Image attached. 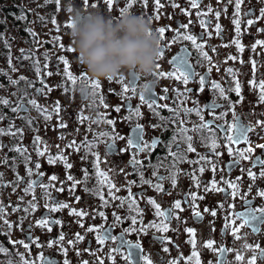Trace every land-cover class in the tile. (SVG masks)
Instances as JSON below:
<instances>
[{"label": "flooded vegetation", "instance_id": "af4514ba", "mask_svg": "<svg viewBox=\"0 0 264 264\" xmlns=\"http://www.w3.org/2000/svg\"><path fill=\"white\" fill-rule=\"evenodd\" d=\"M94 2L97 8H85L84 0H60L58 10L55 0H0V58L10 61L0 76V99L9 101L7 105L0 103V130L16 133L0 135V248L6 250L0 252V264H21V257L28 264H145V257L152 264H170L173 260L196 264L197 258L200 264H248L253 257L255 264H264V255L255 247L264 249V214L256 211L264 209V196L259 195L264 191V176L260 175L264 165L259 163L264 160V149L255 147L264 144V103L259 102V88L249 83L264 80V46L258 45L255 51L251 47L258 40L264 41V31H259L264 29V18H260L264 0H243L239 17L243 52L232 43L237 38L233 24L235 0H199L197 8L191 7L190 0H161L163 6L158 12L155 0H148L146 7L143 0H137L129 9L130 14L151 17L158 36L157 29L166 28L160 47L164 57L157 61L159 71L175 73L173 58L185 55L192 75L187 84L176 78L179 73L147 79L138 76L133 82V72L125 74L123 82H118V78L100 81L95 104L90 86L95 80L88 77L75 52L60 48V44L73 47L65 26L71 19L69 6L99 10L118 19L128 0H114L111 12L100 0ZM173 3L179 7H172ZM216 12L220 13L219 18ZM157 14L159 19L155 18ZM53 19L58 23L53 24ZM248 19L255 23L248 26ZM184 35L196 36L203 49L183 39ZM202 52H207L209 59ZM60 56L69 60L70 72L86 73L87 78H78L75 85L68 81ZM34 61L39 62V74ZM229 68L235 74L229 73ZM9 69L16 71L8 74ZM48 72L52 75H46ZM201 76L205 78L203 85ZM41 80L52 91L38 92L43 87ZM237 81L241 86L239 96L235 91ZM213 84L220 87L214 88ZM125 85L127 92L123 91ZM82 86H86L84 91ZM142 93L156 103L149 107L140 99ZM100 97L108 107L100 103ZM32 99L51 113V119L29 103ZM56 101L61 105L59 114L53 111ZM116 107L120 110L116 111ZM98 113L103 120L95 123ZM107 120L115 123L108 124ZM61 122L67 127H59ZM204 124L209 127H202ZM241 128L246 130L244 139H240ZM101 132L108 136L100 137ZM114 134L122 139H114ZM36 137L40 138L39 144L34 143ZM85 139L89 144L95 141L91 149L85 146ZM71 141L79 150L66 147ZM136 143L140 149L134 146ZM190 145L194 150H189ZM250 146L252 153L246 151ZM17 147L26 151L17 152ZM45 147V155L39 156L37 148ZM61 152L71 168L66 167L65 160L48 162L49 157H58ZM37 163L39 169L35 167ZM100 172L105 173L107 180ZM52 176L57 179L52 180ZM33 181L32 190L26 193ZM109 182L115 187H110ZM229 182L237 187H230ZM157 184L164 191H157ZM45 191L50 198H45ZM150 200L160 205V211L172 215L158 216ZM177 201L180 209L174 207ZM32 204L34 208L30 207ZM59 204L68 207L59 208ZM73 211L86 215L81 217ZM197 211L199 217L195 215ZM249 212L257 219L240 227L241 214ZM42 219L48 221L47 226L38 225ZM153 223L160 228L167 224L168 230L149 227ZM231 228H239L236 235L240 239L233 236ZM187 229H193L194 235ZM98 235L105 237L103 244L97 240ZM209 240L213 241L211 249L205 246ZM244 243L252 247L243 248ZM135 244L140 248L130 247ZM220 248L231 251L221 253ZM129 251L133 253L131 258H127ZM193 251L198 257H192ZM237 252L243 260L236 259Z\"/></svg>", "mask_w": 264, "mask_h": 264}, {"label": "snow or ice", "instance_id": "6c2138e0", "mask_svg": "<svg viewBox=\"0 0 264 264\" xmlns=\"http://www.w3.org/2000/svg\"><path fill=\"white\" fill-rule=\"evenodd\" d=\"M51 2H53V0H46V3H51ZM136 2H137V0H128L126 7L120 9V11H119V14H118L119 15V18L120 17H123L125 15L130 14L129 9H131L132 6H133V4H135ZM232 2H233V0H229V3H232ZM55 3L57 4L58 10H59L60 0H55ZM100 3L105 4L107 6V10L109 12H111L113 10L114 0H100ZM143 3L145 5V7H146L147 6V3H148V0H143ZM242 3H243V0H235V4H234L235 12H234L233 24L235 25V31L237 33V38L232 41V43H234L236 45L237 49L240 52H243V50H244L243 45L239 41V35L241 34V20H240L239 17L241 15V5H242ZM155 4H156L157 12H158L159 8L163 6L161 4V0H155ZM190 4H191V7L192 8H197L198 7V4H199V0H190ZM84 7L85 8H87V7L97 8L98 5H97V3L94 2V0H84ZM172 7H179V5L173 3L172 4ZM67 11L69 13H71L72 6H69L67 8ZM185 14H188V13L185 12ZM219 16H220V13L219 12H216V17L219 18ZM141 17H143V16H141ZM155 18L156 19H159L160 17L157 14ZM260 18H264V8H262L260 10ZM149 20L151 21V17L149 18ZM52 23L53 24H57L58 22H57L56 19H53L52 20ZM246 23H247L248 26H252L255 23V20L254 19H248ZM65 26L67 28H70L71 27V19L69 20V22ZM202 26H203V22H202ZM181 27L182 28H187V25H182ZM217 31H220V26L219 25H217ZM259 31H264V29H259ZM157 32L159 33L160 41L164 40L166 28L165 27H160V28L157 29ZM33 35H35V34L33 33ZM179 37H180V34L178 32L177 33V38H179ZM182 38L185 39V40L191 41L192 44L193 45H196L198 49H201V50L203 49V45L202 44H197V37L196 36H194V35H184ZM55 39L57 41H59L60 40V37L57 36ZM173 42H175V40H173ZM258 45L259 46H264V41H260V40L256 41L251 46L252 47V50L255 51V48ZM225 46H227V45H225ZM60 48L61 49H65L66 51H68L70 53L71 52H75V50H74L73 47H69V46L64 45V44H60ZM213 51H215V49H213ZM202 55H203V57L205 59H209L207 52H202ZM163 57H164V52H163V50L160 49L159 59L160 58H163ZM26 58H30V57H26ZM45 58L47 59V54H45ZM173 59H174L176 65H177L176 66V69H175V73H179V75L176 78L177 79L182 78L183 83L187 84L190 76L192 75V69H191V66L188 64L187 57L185 55H180L178 57H174ZM230 59H236V57H230ZM59 60L64 64V73H65V75L67 77V80L68 81H71V83L73 85H75V83H76V81H77L78 78L79 79H86L87 78V74L86 73H80V74L74 75L72 72H70L69 71V67H70L69 60L66 59L64 56H60L59 57ZM241 63H243V61H241ZM252 63H253V70H255V62L253 61ZM34 64L36 65L37 74H39L40 71H41L40 67L38 66L39 65V62L38 61H34ZM44 67L47 68L48 65L45 64ZM159 69H160V65L157 64L156 65V71L153 74L154 76L166 77V76H172V75L175 74V73H165V72L159 71ZM15 70L16 69H13V71H15ZM228 72L235 74L234 73V70L232 68H229L228 69ZM46 75L51 76L52 73L51 72H48V73H46ZM138 78L139 77L135 73L132 74V81L133 82L136 79H138ZM20 79L21 80H24L25 78L24 77H20ZM123 80H124V77L123 76L118 78V82H123ZM111 81L112 80H109V82H111ZM204 81H205V78L203 76H201L200 77V84L203 85L204 84ZM12 83L15 84V83H17V81H13ZM249 83L253 86V88H257V87L259 88V97H258V99H259V102L260 103H264V80L260 81L258 84L256 83L255 80H252ZM41 84L43 85V87H41L40 89H37L38 92L43 93L45 90L52 91V88H50L45 83V81L41 80ZM90 86L92 88L91 95L93 97V104H95L96 98H97V94H98V92H99V90L101 88V83H100V81H92ZM213 87L214 88H219L220 86L218 84H213ZM68 90L69 89L67 87L64 88V91L65 92H67ZM132 90L135 91V88H133ZM144 90L145 91L148 90V85L147 84L144 85ZM201 90H203V89H201ZM108 91L111 92L112 90L109 89ZM123 91L124 92H127L128 91V85H125ZM165 91H167V89H165ZM223 91H224L223 89H220L221 94H223ZM235 91H236L237 95L239 96L240 91H241V86H240L239 81L236 82ZM140 99L142 101L148 103L149 107H152L156 103V101L151 96L147 97V99H146L145 96L143 95V93L141 94ZM161 99H164V97H161ZM0 103H3L5 105H7L9 103V101L6 100V99H0ZM29 103L33 107H35L37 109V111H40L43 114H45L46 119H51V113L47 109L42 108L41 106L37 105V102H36L35 99L30 100ZM100 103L103 106L108 107V105L104 101L103 97H100ZM60 108H61L60 102L59 101H56L55 102V105L53 107V111H55L57 114H59ZM115 110L116 111H119L120 109H119V107H116ZM13 111L15 112V111H17V109L16 108H13ZM185 111L186 112H190L192 110L191 109H185ZM136 114L139 115V109L136 110ZM97 117H98L97 120L96 121H93V122L99 123V122H101V120H103V116L101 114L98 113L97 114ZM82 119H90V118L89 117H83ZM201 119H203V117H201ZM105 122L108 123V124H114L115 123V121H113V120H107ZM59 127L65 128V127H67V125L61 122L59 124ZM202 127L208 128L209 126L206 125V124H204V125H202ZM231 130L232 129L230 128L229 131H231ZM248 130H251V128L249 127ZM17 131L18 132H21V134H22V130L17 129ZM245 131L246 130L244 128H241V130H240V139H244ZM3 134L15 135L16 133H4L2 130H0V135H3ZM99 136L100 137H107L108 136V133L101 132L99 134ZM227 138H228L229 141H233V137L232 136H228ZM114 139H122V137H119L118 135H115L114 134ZM136 139H137V141L140 140L139 135H137ZM188 139L191 140L190 137ZM34 143L39 144L40 143V138L39 137H36ZM94 143H95V141H93L92 144H89L87 142V140L85 139V146L88 147L89 149H91L93 147V144ZM129 145L132 146L133 145V141L130 140L129 141ZM134 146L137 149H140V144L139 143H136ZM215 146H216L215 145V140H213L212 141V147L214 148ZM56 147L59 148V145H56ZM66 147H73V148H77V150H79L78 147L76 146V142L75 141H71ZM145 147H148V145H145ZM255 147L256 148H260V149H264V144H257V145H255ZM15 150L17 152H21V153H23V152L26 151V149H23V148H20V147H17ZM189 150L190 151L194 150V149L191 148V145L189 146ZM46 151H47V148L46 147H45L44 150H40L39 148H37V154L39 156L45 155V152ZM246 151L248 153H252L254 151V149L250 146ZM230 154H231V152H230ZM240 155H241L242 158L248 159V156H245L243 153H240ZM57 159L65 160V164H66V167L67 168H71L72 167L71 164H68L67 163V161H66V159H65V157L63 155V152H61L58 155V157H55V158L49 157L48 162L49 163H55ZM202 159H204V158L202 157ZM26 160H30V157H26ZM96 162L99 163V157L98 156L96 157ZM134 162L135 163H139L138 161H135V160H134ZM259 163L261 165H264V160H260ZM35 167L37 169H39V167H40L39 163L35 164ZM28 171H29V174L31 175V169H28ZM109 171H111V170H109ZM202 171H203V169H201V172ZM248 174L253 179H255V176L251 172V170H248ZM99 175L105 177V179L107 180V177L105 176V173L100 172ZM260 175L261 176H264V171H262L260 173ZM85 176L87 177V171L86 170H85ZM0 179H2V177H0ZM18 179H19V177H18ZM51 179L52 180H56L57 177L56 176H52ZM69 179H72V177L69 176ZM171 179H172L173 184H175V175H173L171 177ZM145 182L146 183H150L148 181H145ZM34 183H35L34 181L33 182H29L28 187L25 189V192L26 193L29 192L30 190H32ZM74 183H75V181H74ZM213 183H215V181ZM109 184H110V187H115V185L111 184L110 182H109ZM229 186L232 187V188H234V189L237 187L236 185H232L231 182H229ZM41 187H45V186L44 185H41ZM155 188H156L157 191H164V189L162 188V186L160 184L155 185ZM60 190L62 191L63 189H60ZM232 195L235 196L236 195V192L234 191L232 193ZM259 195L264 196V191H261L259 193ZM45 198L46 199L47 198H50V193H48L47 191H45ZM101 199H103V197H101ZM77 200H79V198H77ZM149 203H151V204L154 205V207L156 208V211H157V215L158 216L168 217L169 215H172V213H165L163 211H160V205L159 204H156V202L154 200H150ZM30 207L31 208H34L35 207V204L30 205ZM58 207L59 208H64V207H68V205L67 204H59ZM174 207L176 209H180V207H181L180 202L179 201L175 202ZM50 210H57V209L56 208H52ZM2 211H3V207L0 206V212H2ZM205 211H208V209H205ZM256 211L264 214V209H257ZM73 214L78 215V216H81V217L84 216V215H86V213H84L82 211L81 212H75V211H73ZM100 215L103 216V213H100ZM195 215L197 217H199L200 216V213L197 211V212H195ZM211 215L215 216L216 215V212L215 211H212L211 212ZM241 217H243V224L240 225V227H243L244 225H247L250 221H254V220L257 219V216L253 215L251 212L247 213V215L241 214ZM241 217H237V219H239ZM119 219L120 218L117 217V220H119ZM135 222H136L135 219H133V223H135ZM5 223H7V221H5ZM57 223H60V222L57 221ZM47 224H48V221L46 219H42V220L38 221V225L39 226H47ZM81 226H83V225H81ZM149 227H157V226L155 225V223H153L152 225H149ZM225 227L227 228V227H229V225L226 224ZM49 230H51V229H49ZM167 230H168L167 224H164L162 228L157 227V231H165L166 232ZM88 231H94V229L93 228H89ZM141 231H143V229H141ZM187 231L191 235H194L193 229H187ZM231 231H232L233 236L236 239H240L241 238V237H239V236L236 235V233L239 231V228H231ZM63 239H64V237H63V235H61L60 236V240L63 241ZM78 239H82V237H79L78 236ZM112 239H115V237H112ZM97 240L99 241V243L103 244L105 242V237L104 236H101V235H98L97 236ZM190 242L193 244V247L195 248V241L192 240ZM21 243H23V242H21ZM205 246L211 249L213 247V241H211V240L207 241ZM24 247L27 248L28 245L27 244H24ZM130 247L131 248H137L138 249V248H140V245L139 244H135V245H130ZM242 247L247 249V248H251L252 246L251 245H248L247 243H244L242 245ZM255 247L258 249L260 255H264V249H260L259 248V245H256ZM5 251H6L5 249L0 248V252H5ZM164 251L167 252L168 249L165 248ZM219 251L221 253H223L225 251H231V250L230 249H225V248H220ZM132 256H133V253L131 251H129L127 258H131ZM192 257H198V253L196 251H193L192 252ZM41 259H43V257H41ZM189 259H191V258H189ZM236 259L238 261L243 260V256L239 252H237ZM144 260H145V264H152V261L149 258L145 257ZM255 260H256V257H253L252 260L248 262V264H255ZM9 264H11V262H9ZM21 264H28V262L25 261L23 259V257H21ZM65 264H68V262L65 261ZM85 264H87V262H85ZM100 264H103V261H101ZM170 264H178V262L176 260H173V261L170 262ZM196 264H200V261H199L198 258L196 259Z\"/></svg>", "mask_w": 264, "mask_h": 264}, {"label": "clouds", "instance_id": "9594fccd", "mask_svg": "<svg viewBox=\"0 0 264 264\" xmlns=\"http://www.w3.org/2000/svg\"><path fill=\"white\" fill-rule=\"evenodd\" d=\"M70 15L69 37L90 79L114 80L133 72L145 79L153 76L161 41L149 19L134 14L114 19L78 7Z\"/></svg>", "mask_w": 264, "mask_h": 264}, {"label": "rangeland", "instance_id": "374dc122", "mask_svg": "<svg viewBox=\"0 0 264 264\" xmlns=\"http://www.w3.org/2000/svg\"><path fill=\"white\" fill-rule=\"evenodd\" d=\"M37 2V1H36ZM2 8H5V6H4V4H2V6H1ZM4 40L6 39L5 37L3 38ZM25 48V44L24 43H22L21 44V49H24ZM11 59L13 60V57L11 56ZM9 59L7 58L6 59V61H5V59L2 57V58H0V76L1 75H3L4 74V70H5V68H6V65H8L9 66ZM16 71V70H15ZM15 71H13V69H9V71H7L8 72V74L10 73H14ZM16 77H19V75H17V74H14ZM0 124H2V122L0 121Z\"/></svg>", "mask_w": 264, "mask_h": 264}]
</instances>
